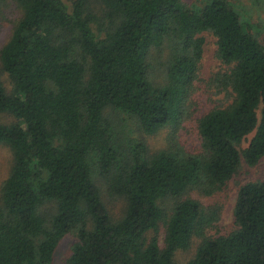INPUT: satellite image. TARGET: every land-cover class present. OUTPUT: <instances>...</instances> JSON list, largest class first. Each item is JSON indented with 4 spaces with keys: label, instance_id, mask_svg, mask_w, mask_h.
I'll return each mask as SVG.
<instances>
[{
    "label": "trees",
    "instance_id": "trees-1",
    "mask_svg": "<svg viewBox=\"0 0 264 264\" xmlns=\"http://www.w3.org/2000/svg\"><path fill=\"white\" fill-rule=\"evenodd\" d=\"M8 1L22 17L0 51L12 86L0 77V115L10 118L0 122V149L13 158L1 191L0 264H53L72 233L67 264H181L175 254L196 237L184 264H264V180L240 187L236 228L225 236H208L220 210L189 196L217 195L244 164L264 158V38L232 3L102 0L107 26L95 31L90 0H0V8ZM204 33L230 67L216 83L231 103L199 119L201 151L187 152L176 136L154 154L144 139L124 145L112 114L143 136L192 116ZM166 47L165 78L156 82L152 58ZM100 182L127 203L118 220Z\"/></svg>",
    "mask_w": 264,
    "mask_h": 264
},
{
    "label": "rangeland",
    "instance_id": "rangeland-1",
    "mask_svg": "<svg viewBox=\"0 0 264 264\" xmlns=\"http://www.w3.org/2000/svg\"><path fill=\"white\" fill-rule=\"evenodd\" d=\"M187 6L204 4L203 0H181ZM236 11H238L243 20L251 25L252 31L259 34V37L264 38V0H229ZM89 11L94 14L98 20L93 25L95 31L107 26V21L104 18V6L102 0H90ZM22 17V12L17 4L13 1H8L4 7L0 8V51L10 39L14 27ZM205 38L204 56L199 67L198 81L195 85V92L192 96L193 114L179 128H166L152 136H143L138 132L136 125L131 120L120 114H112L110 120L116 127L119 133V139L126 145L131 143L133 137L144 139L147 143L151 154L159 152L168 147V141L174 136L183 148L189 153H199L201 151L202 140L198 132V121L206 113L216 107L227 106L231 103V93L217 85L218 78L229 72L230 67L225 65L217 56V39L210 33H204ZM163 50V49H162ZM168 55V47L162 54L156 51L152 58L153 63V79L156 82H161L165 78V66ZM0 77L2 78L7 90L10 91L12 86L6 74L1 70ZM6 115H0V122H8ZM253 134L242 144V149L249 145ZM13 164L12 153L7 147L0 149V201L1 191L4 181L8 178ZM264 180V158L255 167L243 165L238 174L227 184V186L213 197H203L197 192L189 193V196L200 201L204 206L217 207L221 214L220 220L216 226L208 231V236L218 237L225 236L233 232L236 228L234 218V207L237 200L238 191L241 186L250 183ZM102 193V199L106 205L108 212L114 220L122 217L126 209V201L121 197L112 196L103 184L98 183ZM1 203V202H0ZM172 202L169 204L171 208ZM50 207V206H49ZM149 238L154 236L151 232ZM158 236L160 238V247L164 248L165 229L164 226L159 227ZM201 239L194 238L191 247L187 251L180 250L175 254V261L184 264L191 260L201 243ZM77 243V235L69 234L60 242L53 264H67L72 255V249Z\"/></svg>",
    "mask_w": 264,
    "mask_h": 264
}]
</instances>
